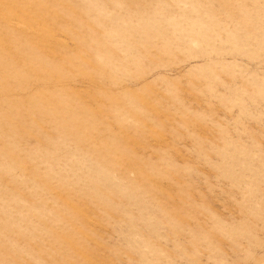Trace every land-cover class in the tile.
Here are the masks:
<instances>
[{
  "label": "rangeland",
  "instance_id": "374dc122",
  "mask_svg": "<svg viewBox=\"0 0 264 264\" xmlns=\"http://www.w3.org/2000/svg\"><path fill=\"white\" fill-rule=\"evenodd\" d=\"M0 264H264V0H0Z\"/></svg>",
  "mask_w": 264,
  "mask_h": 264
}]
</instances>
